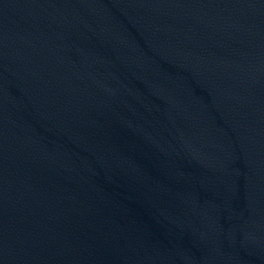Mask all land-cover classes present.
Listing matches in <instances>:
<instances>
[{
    "label": "water",
    "instance_id": "95a60500",
    "mask_svg": "<svg viewBox=\"0 0 264 264\" xmlns=\"http://www.w3.org/2000/svg\"><path fill=\"white\" fill-rule=\"evenodd\" d=\"M0 264H264V0H0Z\"/></svg>",
    "mask_w": 264,
    "mask_h": 264
}]
</instances>
